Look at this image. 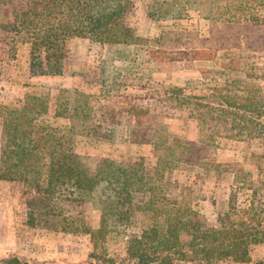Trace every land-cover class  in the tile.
Masks as SVG:
<instances>
[{"label": "trees", "instance_id": "obj_1", "mask_svg": "<svg viewBox=\"0 0 264 264\" xmlns=\"http://www.w3.org/2000/svg\"><path fill=\"white\" fill-rule=\"evenodd\" d=\"M154 3L156 19L178 6L206 15L210 34L174 23L158 36L138 35L127 19L132 0H0L12 8L0 41L24 37L35 74L63 73L71 37L107 44L102 94L63 89L55 114L105 142L150 143L157 157L153 167L143 157L80 153L68 133L40 121L48 100L29 94L21 104L0 106V179L27 185L31 223L88 234L93 260L111 261L101 251L116 227L127 234L126 253L137 264H251L252 247L264 243V207L255 198L240 205V189L253 185L249 172L238 162L204 159L202 147L219 138L264 140V0ZM178 70L199 73L200 89L189 93L157 77ZM170 118L195 120L201 143L178 137ZM181 163L235 176L215 221L197 208L192 187L174 179ZM79 199L100 210L98 227L69 210ZM0 264L31 263L12 256Z\"/></svg>", "mask_w": 264, "mask_h": 264}, {"label": "rangeland", "instance_id": "obj_2", "mask_svg": "<svg viewBox=\"0 0 264 264\" xmlns=\"http://www.w3.org/2000/svg\"><path fill=\"white\" fill-rule=\"evenodd\" d=\"M132 1L133 10L127 19L138 35L158 36L163 29L171 27L174 23L195 29L203 37L210 34V20L194 9L183 10L178 6L167 17L165 14L155 13L158 17L156 19L150 15V8L155 11L153 5L157 0ZM11 9L0 4V38L3 34V25L12 16ZM14 38H7V44L0 41V106L21 104L29 94L44 97L48 100L49 114L40 121L68 133L67 135L75 140L80 153L114 159L143 157L150 166L157 165V157L150 143L105 142L92 137L84 124L73 125L69 119L57 117L55 114L56 102L63 89L75 88L93 95L102 94L98 78L106 69L102 61L108 53L107 44L83 36L71 37L66 42L63 73L39 75L31 68L30 44L24 37ZM168 76L166 73L157 75L166 83L185 87L189 93L198 91L202 86V77L196 71L178 70ZM166 121L181 139L201 143L200 131L195 120L170 118ZM2 143L3 125L0 117V155ZM202 148L204 159L217 160L219 163L238 162L249 172L247 179L253 181V185L251 188L240 189V205H248L249 200L255 198L264 207L263 139L244 141L219 138L210 148L204 146ZM180 165L173 171L174 179L181 186L192 187L193 200L197 208L209 220L215 221L219 206L227 200L232 190L235 176L229 173L218 176L216 172H207L200 165L194 167L189 163ZM254 190L257 191L256 195ZM29 196L27 185L18 178L0 179V259L17 256L31 264H137L136 260L129 258L126 253L127 234L121 229L118 232L116 227L108 234L104 250L101 251V254L111 261L102 262L89 256L91 240L88 234L56 231L45 228L40 223L38 225L31 223L27 207ZM214 199L217 206L213 204ZM69 210L76 215L84 216L92 227H98L100 210L89 199L77 201ZM250 257L251 264L264 261V243L254 245Z\"/></svg>", "mask_w": 264, "mask_h": 264}]
</instances>
